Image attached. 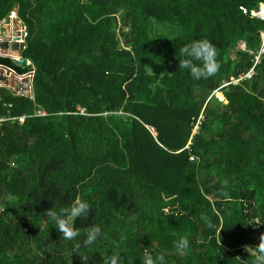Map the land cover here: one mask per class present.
Wrapping results in <instances>:
<instances>
[{"label": "trees", "instance_id": "obj_1", "mask_svg": "<svg viewBox=\"0 0 264 264\" xmlns=\"http://www.w3.org/2000/svg\"><path fill=\"white\" fill-rule=\"evenodd\" d=\"M263 1L0 0V24L19 6L30 62L0 65L34 71L33 98L0 89V117L26 116L0 126V264H105L117 250L122 264H251L244 246L264 234V56L251 79L224 82L254 65L264 21L240 7ZM201 39L221 68L194 80L179 49ZM77 200L91 210L66 218L79 236L64 240L45 210Z\"/></svg>", "mask_w": 264, "mask_h": 264}, {"label": "clouds", "instance_id": "obj_2", "mask_svg": "<svg viewBox=\"0 0 264 264\" xmlns=\"http://www.w3.org/2000/svg\"><path fill=\"white\" fill-rule=\"evenodd\" d=\"M179 70H186L194 80H207L214 77L221 68V64L217 59V48L207 39L194 40L189 44L179 49ZM229 182L223 181L222 187L218 189V196L223 199L229 198L228 192ZM91 206L87 202L77 200L70 208L62 210L57 213L53 208L46 209L45 215L54 223L55 228L62 234L61 238L64 240H73L79 236V232L68 222L67 217L74 219L82 218L86 219ZM201 219L205 221L209 226L211 225L210 217L202 213ZM102 230L100 226L94 225L88 229L85 233V237L82 241V246L88 248L96 243L100 238ZM126 239L125 236H121V240ZM174 247L178 254L185 253L189 247V239L187 236H181L174 242ZM245 251L249 257L252 258L251 264H264V234L259 238L258 245L244 246ZM82 264H88L89 258L87 255H80ZM123 257L119 250L113 251L105 258V264H122ZM143 264H165L164 256H152L146 254Z\"/></svg>", "mask_w": 264, "mask_h": 264}, {"label": "built area", "instance_id": "obj_3", "mask_svg": "<svg viewBox=\"0 0 264 264\" xmlns=\"http://www.w3.org/2000/svg\"><path fill=\"white\" fill-rule=\"evenodd\" d=\"M240 10L242 11V13L244 15L249 16L252 19L264 21V1L259 2L257 4V6L252 8V9L245 7V6H241ZM13 17L18 18V20H19V36H18V39L16 42L19 44H21V43L26 44V39L28 37L27 27L23 24L22 20L19 19L18 15L16 16L12 12V14L10 15V18H13ZM2 25H3V22L0 24V27ZM260 38H261V45H260L259 51L256 54H254L253 52H250L254 56V61H253L254 65H253L252 69L248 73L240 75L238 78H231L229 82L228 81L224 82L225 86L228 84L238 85L241 82H244V81L251 79V77L254 74L255 67L261 62V59L264 56V30L260 32ZM238 48L242 51H247V46L244 42L240 43ZM10 69L12 71L11 74H13L16 77L18 84H21V86H22L24 83H27L29 85V90L33 87L34 71L29 72L27 74L20 75L13 68H10ZM9 77H6V78H9ZM1 88H10V87H6L0 83V89ZM20 90H23V88L22 89L20 88ZM20 90L16 91L15 93L17 95H21L23 92H21ZM219 93L222 94L221 92H219ZM216 96L220 101H225L224 97H220V96H218V94H216ZM30 97L33 98V94H31ZM0 102H1V94H0ZM78 111H79V114H81V115L85 114V110L80 108V107L78 108ZM37 115L38 116H46L47 113L45 111H39ZM25 120H26V116L13 117V118L12 117L11 118L0 117V126L6 122H18L19 124H23L25 122ZM203 120H204V116L202 115L200 117V119L198 120V122L196 123V127H195L194 132L197 131V129L199 128V126Z\"/></svg>", "mask_w": 264, "mask_h": 264}, {"label": "water", "instance_id": "obj_4", "mask_svg": "<svg viewBox=\"0 0 264 264\" xmlns=\"http://www.w3.org/2000/svg\"><path fill=\"white\" fill-rule=\"evenodd\" d=\"M19 6L16 5L13 13L18 15ZM19 36V20L18 18L8 17L3 21V25L0 27V57H6L13 60L14 64L20 67H27L30 65L29 61L22 57V52L25 50V43H17ZM18 58V59H17ZM11 69L5 65H0V83L6 87H10L14 92L16 89L14 86L18 84L16 77L11 74ZM10 76V77H9ZM9 77V78H6ZM226 82V81H225ZM24 94L29 97L33 94V87L29 90V85L24 83ZM213 89V88H212Z\"/></svg>", "mask_w": 264, "mask_h": 264}, {"label": "rangeland", "instance_id": "obj_5", "mask_svg": "<svg viewBox=\"0 0 264 264\" xmlns=\"http://www.w3.org/2000/svg\"><path fill=\"white\" fill-rule=\"evenodd\" d=\"M153 28H154V31L156 33H158L159 35H162V36H168L169 35V32L164 30L166 28H162V27L158 26L157 24H153ZM21 89H22V87H21ZM20 91L24 92L23 90H20ZM216 94H218V96H220V97H223V95L220 94L219 92H217Z\"/></svg>", "mask_w": 264, "mask_h": 264}, {"label": "crops", "instance_id": "obj_6", "mask_svg": "<svg viewBox=\"0 0 264 264\" xmlns=\"http://www.w3.org/2000/svg\"><path fill=\"white\" fill-rule=\"evenodd\" d=\"M23 88V86H21V84H17V86L15 85L14 88L16 89V91L20 90V88ZM25 90V88H23V91Z\"/></svg>", "mask_w": 264, "mask_h": 264}]
</instances>
